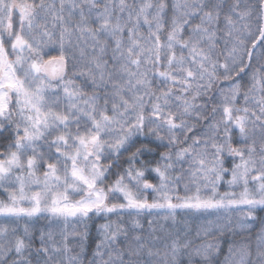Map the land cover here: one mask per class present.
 Listing matches in <instances>:
<instances>
[{"label":"snow or ice","instance_id":"snow-or-ice-1","mask_svg":"<svg viewBox=\"0 0 264 264\" xmlns=\"http://www.w3.org/2000/svg\"><path fill=\"white\" fill-rule=\"evenodd\" d=\"M0 264H264V0H0Z\"/></svg>","mask_w":264,"mask_h":264}]
</instances>
